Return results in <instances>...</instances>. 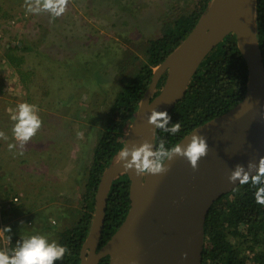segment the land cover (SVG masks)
Instances as JSON below:
<instances>
[{
	"label": "water",
	"instance_id": "water-1",
	"mask_svg": "<svg viewBox=\"0 0 264 264\" xmlns=\"http://www.w3.org/2000/svg\"><path fill=\"white\" fill-rule=\"evenodd\" d=\"M257 0H212L186 38L154 69L124 139V147L145 141L155 146L157 126L148 122L153 108L168 112L186 94L190 81L209 53L235 34L246 60L249 81L244 98L229 111L197 126L207 137V155L198 167L175 155L160 174L127 169L119 156L103 172L96 207L81 247V264H202L207 215L216 200L240 183L229 180L236 165L247 167L264 156V58L257 32ZM166 74V75H165ZM163 86L157 95L160 80ZM129 173L130 209L112 236L101 244L109 193L116 177Z\"/></svg>",
	"mask_w": 264,
	"mask_h": 264
},
{
	"label": "rangeland",
	"instance_id": "rangeland-1",
	"mask_svg": "<svg viewBox=\"0 0 264 264\" xmlns=\"http://www.w3.org/2000/svg\"><path fill=\"white\" fill-rule=\"evenodd\" d=\"M195 2L67 0L64 13L52 17L48 12H26L25 0H0L3 9L11 14L10 17L0 18V90L5 92L4 99L0 98V106L12 101L11 105L15 107L14 104L26 100L23 91L31 89L35 94L30 99L43 102L41 108L44 116L40 129H44L46 124L49 128L38 136L37 141H28L26 144V147L33 148V152L36 150V154L40 155L39 165L32 160L29 166L23 165L20 170H13L11 175L8 174L10 181L15 183L17 178L20 184L24 183L28 187L39 185L43 193L40 187L44 173L48 175L52 166L53 157L58 155L57 162L64 166H67L68 160H72V168L80 171V179L78 182L74 178L69 180L71 183L64 182L63 188L70 198L73 197V203L79 204V210L74 213L79 221L87 205L84 198L87 170L111 105L125 83L146 63L149 40L160 37L166 23L181 12H189ZM23 42L28 45V50H16L14 53L23 55L22 67L31 70L43 87L32 83L25 89L18 78L14 79L18 77V69L14 66V70L6 58V48L9 43L22 45ZM44 89L47 92L42 96ZM13 110H2L0 115L13 113ZM42 142H45L43 149L38 146ZM84 169L87 170L81 175ZM62 176L65 181L67 175L63 173ZM37 197L41 200L40 196ZM6 218L1 209V228ZM32 227L30 220H22L15 232L21 230L20 234L23 231L29 233L33 231ZM59 231L56 237L51 234L50 238L58 241ZM4 238L9 239L7 232L0 231L1 247Z\"/></svg>",
	"mask_w": 264,
	"mask_h": 264
},
{
	"label": "trees",
	"instance_id": "trees-1",
	"mask_svg": "<svg viewBox=\"0 0 264 264\" xmlns=\"http://www.w3.org/2000/svg\"><path fill=\"white\" fill-rule=\"evenodd\" d=\"M211 1L196 0L189 12H181L166 23L160 37L149 40L146 63L125 83L122 92L111 105L101 137L94 148L90 167L81 172L84 175L88 171L84 193L87 205L73 228L59 231L58 241L67 245L68 252L57 264H81V247L92 223L101 176L119 157L118 153L124 147L127 130L151 83L154 68L186 38ZM10 16V12L0 5V18ZM256 16L258 39L264 58V0H257ZM9 44L6 58L18 71L25 72L28 78H24L25 81L34 80L36 76L31 70L22 71L23 55L14 53L16 50H28V45L24 42L22 45ZM164 80L165 76L160 80L154 96L159 93ZM248 81V65L237 44L236 35L229 34L203 60L186 94L168 112L172 122H180V132L169 135L157 126L155 145L161 140L169 146L177 144L197 126L229 111L244 98ZM130 182V174L123 173L115 178L111 186L100 246L126 218L131 205ZM254 191L255 186L240 184L214 202L205 223L202 264H264V205L255 202ZM12 244L16 246L14 241ZM108 263V256L100 262Z\"/></svg>",
	"mask_w": 264,
	"mask_h": 264
},
{
	"label": "clouds",
	"instance_id": "clouds-1",
	"mask_svg": "<svg viewBox=\"0 0 264 264\" xmlns=\"http://www.w3.org/2000/svg\"><path fill=\"white\" fill-rule=\"evenodd\" d=\"M67 0H25V9L28 13L38 14L48 12L52 17L64 13ZM11 136L13 142L7 145L14 154H23V149L39 131L43 124L39 105L27 100L16 104L10 117ZM148 122L158 126L169 135H175L181 130L179 121L172 122L167 110L152 109ZM197 133V132H196ZM193 133L187 144L167 145L161 140L158 145L145 141L140 145L123 147L119 156L127 169H135L138 173L160 174L167 171L166 163L174 154L186 158L193 168L198 167L202 157L207 155L209 148L207 137ZM0 136L8 137L4 132ZM229 180L240 184L255 186L253 193L255 202L264 205V156L259 157L258 163L249 161L247 167L238 164L231 171ZM0 231L10 233L9 226L0 228ZM11 239V236H9ZM68 252L66 244L52 239L45 233H32L18 239L16 246L10 250L0 249V264H57L62 261Z\"/></svg>",
	"mask_w": 264,
	"mask_h": 264
},
{
	"label": "crops",
	"instance_id": "crops-1",
	"mask_svg": "<svg viewBox=\"0 0 264 264\" xmlns=\"http://www.w3.org/2000/svg\"><path fill=\"white\" fill-rule=\"evenodd\" d=\"M21 68L24 69V67L22 66ZM22 71L28 70L24 69ZM17 73L18 77H14V79H19V83L20 85H23V88L28 89V86L32 83H38L39 87H43L42 83H39L40 79H38L39 81H37V78L35 77L34 80H29V82H27L24 80V78H27L24 75L25 72L17 71ZM45 92H47V89H44L42 96L45 94ZM23 93L24 99L39 105L40 115L41 117H43L44 114L41 108V104H43V102L39 103V101H32L30 99V96L32 94H35V91L29 89L27 91L25 90V92L23 91ZM4 94V90H0V98L4 99ZM11 102L12 101H7L6 104L2 103V105L0 106L1 114L2 110L9 111L11 110V108L15 109V107L11 105ZM14 106H16V104H14ZM9 114L12 113L8 112V114L0 115V132H4L8 137L7 139H5L3 136H0V152L2 150V153L0 154V211L2 209L7 217L3 228L5 226L10 227L11 231L10 233L7 232V234L8 236H11V239L14 241L15 245L18 239L36 232H43L49 235V237L51 234H53V237H56V232H58L59 229H68L71 226H75L78 222V216L74 217V213L79 210V204L73 203V197L70 198L63 187L64 182H69V180L72 178H74L75 182H78L80 179V171L72 168V160H68L66 162L67 166L59 164L57 162L58 155H55L51 161L52 166L48 170V175L44 173V181L43 183L41 182L42 186L40 188L43 189V193H41L40 189L38 188L39 185L37 186L32 184L30 187H28L24 183L20 184V181L17 178V182H11V177L9 175H11L10 173H12L13 170H20V167L23 165L29 166V163L32 160H34V163L39 165L40 155H37L36 150H34L33 152V148L26 147V145L23 149L24 153L20 156H14V152H16V150L10 151L8 149L7 145L13 142L10 131L12 121L11 119H7ZM47 129L49 128L46 124L44 129H39V132L30 141H37L38 136L46 132ZM43 140L44 139H42L41 141ZM38 146L43 149V147L45 146V142H42ZM7 167H9L10 169ZM6 169H8L7 173L5 172ZM63 173L67 175L65 181L62 176ZM7 175L9 177H6ZM23 177L24 174L22 175V180ZM6 179H8V181H5ZM71 182L72 181H70L69 183ZM37 196H40L41 200L37 199ZM15 198H18V200H15ZM65 214H67V220L65 219ZM20 215L22 219L20 218ZM26 219L27 221L30 220V223H33V231H30L29 233H25L23 231L22 234H20L21 230H19V233L17 231L15 232V228L18 226V223H20V221L22 220L25 221ZM59 219L61 222L59 221Z\"/></svg>",
	"mask_w": 264,
	"mask_h": 264
},
{
	"label": "built area",
	"instance_id": "built-area-1",
	"mask_svg": "<svg viewBox=\"0 0 264 264\" xmlns=\"http://www.w3.org/2000/svg\"><path fill=\"white\" fill-rule=\"evenodd\" d=\"M15 200H18V198H15ZM14 248L13 247V244H12V241L8 238H4L3 242H2V247L0 246V249H3V250H10Z\"/></svg>",
	"mask_w": 264,
	"mask_h": 264
},
{
	"label": "flooded vegetation",
	"instance_id": "flooded-vegetation-1",
	"mask_svg": "<svg viewBox=\"0 0 264 264\" xmlns=\"http://www.w3.org/2000/svg\"><path fill=\"white\" fill-rule=\"evenodd\" d=\"M165 75H166V74H165ZM165 75H164V76H165ZM157 90H158V89H157ZM104 258H106V257H104Z\"/></svg>",
	"mask_w": 264,
	"mask_h": 264
}]
</instances>
